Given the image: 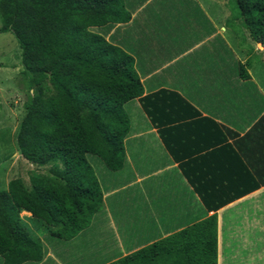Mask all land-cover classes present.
<instances>
[{
  "label": "crops",
  "instance_id": "crops-1",
  "mask_svg": "<svg viewBox=\"0 0 264 264\" xmlns=\"http://www.w3.org/2000/svg\"><path fill=\"white\" fill-rule=\"evenodd\" d=\"M204 1L126 0L131 19L104 32L134 57L145 94L175 90L198 109L177 130L178 157L139 99L126 103L131 130L124 166L111 171L101 162L96 170L91 162L103 190L102 209L71 239L51 235L24 211L45 245L42 261L24 264H109L215 212L218 264H264L262 129L244 139L264 114L263 74L256 71L258 61L264 65V46L244 26L245 42H233L229 19L216 22ZM240 61L250 62L248 80L239 75ZM30 164L29 173L45 170ZM242 189L250 190L236 196ZM202 192L211 203L228 202L211 210Z\"/></svg>",
  "mask_w": 264,
  "mask_h": 264
},
{
  "label": "trees",
  "instance_id": "trees-1",
  "mask_svg": "<svg viewBox=\"0 0 264 264\" xmlns=\"http://www.w3.org/2000/svg\"><path fill=\"white\" fill-rule=\"evenodd\" d=\"M236 3L243 26L264 46V0ZM127 5L126 0H0L1 31L18 39L32 90L17 144L26 160L45 169L31 173L29 184L16 177L0 190V264L44 259V241L25 224L23 211L63 239L89 227L103 207V190L90 156L111 171L124 166V144L131 130L126 103L139 99L176 157L177 130L199 115L178 91L145 94L134 57L99 31L128 22L132 14ZM249 65L238 63L242 79L251 78ZM259 129L264 136V114L244 139ZM262 144L264 151V139ZM180 165L189 169V162ZM201 194L211 210L228 202L211 203ZM109 264H218V214Z\"/></svg>",
  "mask_w": 264,
  "mask_h": 264
},
{
  "label": "rangeland",
  "instance_id": "rangeland-1",
  "mask_svg": "<svg viewBox=\"0 0 264 264\" xmlns=\"http://www.w3.org/2000/svg\"><path fill=\"white\" fill-rule=\"evenodd\" d=\"M130 1L135 2V0ZM204 3L209 13L214 14L216 22L229 19L227 25L231 28H229L228 36H231L233 42L237 38H239L237 40L238 44L241 45L245 42L244 27L239 17L236 0H214V7H212L210 0L204 1ZM227 12H229V16L225 18L224 14ZM2 22L0 14V190H6L12 179L21 176L28 180L31 175V172L29 173L31 164L21 155L17 144V133L27 112L25 103L32 90L29 89V79L24 73L26 68L22 63V50L19 41L12 32L1 31ZM99 29L95 30L98 31ZM106 30L107 28L99 31L104 33ZM239 50H241V47ZM258 51L260 50L258 49ZM262 55L264 57V51ZM254 57L256 60L261 58L259 54L254 55ZM256 71L258 74H263L262 80L264 81V65L260 61L257 63ZM126 111L129 112L128 108H126ZM90 161L94 163L96 170H98V163L102 161L92 155ZM250 201H255V199ZM25 214L27 213L23 211L22 215ZM24 222L27 226L33 228L28 219H25Z\"/></svg>",
  "mask_w": 264,
  "mask_h": 264
}]
</instances>
